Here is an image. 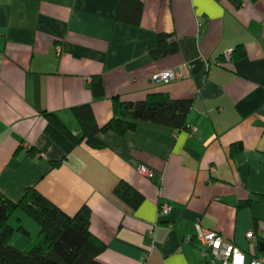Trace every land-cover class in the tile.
Segmentation results:
<instances>
[{"label":"crops","instance_id":"obj_1","mask_svg":"<svg viewBox=\"0 0 264 264\" xmlns=\"http://www.w3.org/2000/svg\"><path fill=\"white\" fill-rule=\"evenodd\" d=\"M141 1L130 26L115 21L118 0H0V193L17 202L34 187L68 215L87 206L105 246L97 264H202L201 242H183L197 227L234 244L248 264L264 256V0ZM161 33L167 53L154 59ZM236 47L242 58L216 63ZM166 70L181 77L152 79ZM159 92L192 101L187 130L140 122L124 136L100 135L104 147L92 149L45 117L76 134L74 108L89 104L100 126L113 98ZM234 143L242 150L232 155ZM119 181L143 196L135 210L114 196ZM8 223L18 250L39 232L20 210Z\"/></svg>","mask_w":264,"mask_h":264},{"label":"trees","instance_id":"obj_2","mask_svg":"<svg viewBox=\"0 0 264 264\" xmlns=\"http://www.w3.org/2000/svg\"><path fill=\"white\" fill-rule=\"evenodd\" d=\"M141 0H118L115 21L130 26H138L142 14ZM169 35L161 33L156 38V46L150 52L154 59L167 53ZM244 50H232V59H240ZM89 87L96 99L104 96L100 78H93ZM192 107L188 99H172L166 93H151L138 101L112 99V116L98 125L89 104L74 108L72 111L79 125V131L71 133L57 116L45 117L70 138L73 145L81 142L92 149H102L99 136L112 132L124 136L137 128L140 122L164 126L174 133L188 129L187 118ZM242 150L240 143L230 146V154ZM34 155L35 150L29 149ZM264 153V149L262 150ZM59 162H52L55 167ZM114 196L135 210L143 201V196L128 183L119 181ZM20 210L38 226L36 239L25 250H18L10 243L14 229L8 221L12 214ZM23 234L26 232L19 228ZM104 244L90 231V209L82 206L75 214L68 215L41 195L34 187L25 189L22 197L14 202L0 193V264H97V256L104 250Z\"/></svg>","mask_w":264,"mask_h":264},{"label":"built area","instance_id":"obj_3","mask_svg":"<svg viewBox=\"0 0 264 264\" xmlns=\"http://www.w3.org/2000/svg\"><path fill=\"white\" fill-rule=\"evenodd\" d=\"M232 60V50H227L223 53L221 60L216 63H226ZM181 77L180 72L174 70H166L154 76L152 79L160 83H169L171 81L177 80ZM195 132V128L191 129ZM138 173L146 178H153V172L145 166L138 167ZM170 207L167 204H162L159 207V213L161 215H167ZM246 237L251 239L253 234L251 232L247 233ZM193 238L198 239L202 248L200 249V255L203 259L202 264L215 263L217 264H245L244 255L241 251L232 243L224 241L216 232L204 230L197 227L195 236H186L183 239L184 244H189L192 242ZM248 264H264V256L252 258Z\"/></svg>","mask_w":264,"mask_h":264}]
</instances>
